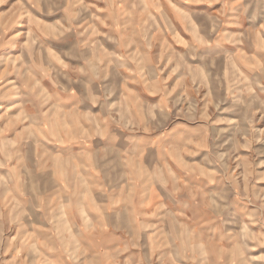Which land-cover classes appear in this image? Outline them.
<instances>
[{
    "label": "rangeland",
    "instance_id": "374dc122",
    "mask_svg": "<svg viewBox=\"0 0 264 264\" xmlns=\"http://www.w3.org/2000/svg\"><path fill=\"white\" fill-rule=\"evenodd\" d=\"M114 61H133L170 96L164 126L184 130L168 154V211L147 229L138 187L140 223L126 227L121 250L137 258L122 264H264V0H0V264H55L33 227L60 220L63 206L39 216L41 203L57 205L45 197L56 183L51 167L18 165L17 136H32L18 129L65 87L56 78L111 80L122 75ZM96 87L101 101L118 93L112 82Z\"/></svg>",
    "mask_w": 264,
    "mask_h": 264
},
{
    "label": "crops",
    "instance_id": "0c3cea01",
    "mask_svg": "<svg viewBox=\"0 0 264 264\" xmlns=\"http://www.w3.org/2000/svg\"><path fill=\"white\" fill-rule=\"evenodd\" d=\"M113 36L120 48L128 50L121 32ZM219 36L226 39L229 34ZM205 43L210 48H230L226 43L219 45L222 40L215 45L208 38ZM70 64L73 67L72 61ZM113 64L122 75L111 80H103V72L100 76H75L66 71V76L56 78L55 84L65 86L62 91L45 94L48 105L42 104V112L34 113L29 124L23 123L17 131L32 134L28 142L17 136L18 165L24 166L28 158L27 164L33 166L34 172L51 167L50 177L56 183L55 191L45 197L51 198L50 202L56 200L57 205L47 210L41 203L39 216L63 203L58 211L60 220L33 227L39 235L48 236L52 247L46 257L55 264H122L136 259L137 252L121 250L125 241L129 243L126 227L137 228L140 223V187L145 190L142 197L147 207L142 210L146 216L142 224L147 229L152 226L154 230L160 223L159 215L153 220L155 214L168 211V187L170 179L174 180L166 168L174 164L168 154L181 147L178 143L179 133L184 132L182 123L174 121L164 126L167 116L161 113L168 109L170 96L161 95L162 90H157L154 82L149 84V79L145 82L144 75L138 77V66L133 61ZM110 82L118 91L111 103L101 101L100 90L105 87H96ZM177 90L179 86L175 87ZM155 121L162 126H156ZM29 152L32 157H26ZM39 195L41 199L45 194ZM121 213L129 221L122 228L116 221V214ZM163 225L162 222L159 227ZM34 236L35 245L44 249L45 241Z\"/></svg>",
    "mask_w": 264,
    "mask_h": 264
}]
</instances>
